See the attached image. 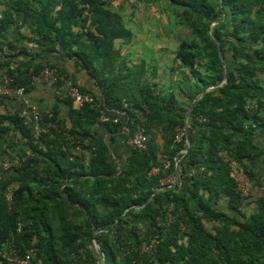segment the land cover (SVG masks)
Returning a JSON list of instances; mask_svg holds the SVG:
<instances>
[{
  "label": "trees",
  "instance_id": "obj_1",
  "mask_svg": "<svg viewBox=\"0 0 264 264\" xmlns=\"http://www.w3.org/2000/svg\"><path fill=\"white\" fill-rule=\"evenodd\" d=\"M153 1H164L189 31L174 50L170 72L176 78L159 90L146 80L145 63H118L116 41L129 43L134 35L113 11L114 0H0V69L11 85L29 89L31 76L49 65L71 79L40 56L57 51L76 59L103 95L73 108L69 129L56 111L44 113L40 125L47 132L38 141L18 113L10 117L29 154L3 177L0 264H7L10 249L21 260L29 257V264H264V179L252 167L264 162V0ZM24 28L30 35H21ZM23 41L38 46L34 60L42 58L27 67L20 58L28 54ZM220 49L229 76L222 86ZM177 91L187 94L181 102ZM125 102L146 115L152 141L149 151L132 149L119 166L93 128L106 108L121 109ZM194 104L189 145L186 134L180 141L176 135ZM5 119L0 132L8 133ZM125 123L102 124L116 133ZM231 161L257 186L255 200L254 191L249 197L239 191ZM177 162L181 185L154 194L172 185ZM145 244L150 252L140 251Z\"/></svg>",
  "mask_w": 264,
  "mask_h": 264
},
{
  "label": "crops",
  "instance_id": "obj_2",
  "mask_svg": "<svg viewBox=\"0 0 264 264\" xmlns=\"http://www.w3.org/2000/svg\"><path fill=\"white\" fill-rule=\"evenodd\" d=\"M113 6V5H112ZM113 11H115L113 9ZM28 31L30 30L28 28H24L21 30V35L28 34ZM18 35L12 36L11 38H8V40L16 38ZM20 37V36H19ZM19 40V38H18ZM133 39L129 43H125L124 45L132 44ZM25 45L28 48V54H22L20 58L23 59L24 67H27L30 64L37 63V61H40L43 59H48L52 61L54 64L59 65L60 68L65 70L67 74L71 76V79L73 80L74 84L79 88L81 92H86L91 95H95L97 97H100L102 95V89L98 87V83L93 76L90 75V73L83 69L81 66H78L76 63V59H70L67 57L62 56L57 51H52L50 53H41L40 56L42 58L37 57L35 60L32 58L31 53L33 48H37L38 46L33 43H29L26 41H23ZM151 49V47H145V54L143 55L136 54V51H134L133 54L131 52H127V55L121 56L119 48H117L118 52V60L121 58L120 62H125L126 65L129 67H133L136 64H138L140 61H142V57L149 56V54L146 53V50ZM153 51V50H152ZM7 54H11L6 50ZM173 54L174 59V51L171 52ZM0 55H2L0 53ZM170 53L166 54V61L165 63H161L163 59H165V56H160L159 58L157 55L153 54V60L151 62H148L147 59H144L147 64V74H145V78L148 82L152 81L153 83L157 85H163L165 87L169 86L171 84V81L166 79L165 75L170 72V66L169 60H170ZM146 58V57H145ZM140 60V61H139ZM156 62L154 64L153 62ZM120 62H118L120 64ZM124 64V63H123ZM121 65V64H120ZM15 67L14 65L12 66ZM155 70V73H154ZM161 71V72H159ZM7 74V70L4 68L0 69V77L3 76V74ZM171 73V72H170ZM172 79H175V74H171ZM1 80V78H0ZM150 80V81H149ZM76 82V83H75ZM168 88V87H167ZM83 92V93H84ZM165 94V93H164ZM103 96V95H102ZM181 102V100L179 101ZM28 106L36 107L40 112L44 113H52L53 111L57 112L59 120H61L62 125L65 129L71 128L72 125V110L74 107V104L71 102H67L66 100H62L59 97H57L55 88L51 85H48L44 82H38L37 84H31V87L27 89L26 93L18 100L15 99H4L0 102V117H5V121L3 123L4 126L10 127V117H12L15 114L22 113L23 110L27 109ZM98 107H100V104H98ZM130 107V108H129ZM129 108V109H128ZM130 110V111H127ZM107 114L110 119H113L114 117L118 116L121 120L130 122L132 125H136L139 123L141 118L143 117V113L141 110L136 109L134 107H131L130 104L127 102L124 103V107L119 109L117 105H114L111 108H106L102 114ZM100 123V122H99ZM128 124V123H125ZM122 124V128H123ZM122 128L118 129L116 133H111L109 130L105 127H103V124L96 123L93 130L95 133H97L96 138L99 140V142L105 146L107 145V148L113 153V156L115 157V160L117 161L118 165H122L128 162L129 157L132 154V149L125 144L124 136L122 135ZM190 128V126H189ZM11 129V127H10ZM17 130H10L7 132H0V189H2V182L3 177L7 170H5L6 163H15L18 161H23L27 158L29 151H27V147L25 145V140L23 141L20 139V134ZM151 137V135H150ZM158 139H162L161 142L159 140L157 141L158 148L162 150V147L165 143V140L163 139L162 135L158 136ZM19 140V141H18ZM152 141V140H151ZM184 149H182L179 154L183 152ZM75 153H79L80 149L78 146H76ZM162 152L159 151V155ZM20 158V159H19ZM22 159V160H21ZM177 159V158H176ZM178 161V160H177ZM179 162V161H178ZM177 162V164H178ZM264 164V162L258 161ZM166 164V163H165ZM176 164V167H177ZM258 164V163H257ZM255 164V166H257ZM255 166H252L255 168ZM154 171H158L157 168L154 169ZM153 171V172H154ZM255 172V171H254ZM164 183L170 184V179L166 177L163 179ZM179 186L181 185V182L178 183Z\"/></svg>",
  "mask_w": 264,
  "mask_h": 264
},
{
  "label": "rangeland",
  "instance_id": "obj_3",
  "mask_svg": "<svg viewBox=\"0 0 264 264\" xmlns=\"http://www.w3.org/2000/svg\"><path fill=\"white\" fill-rule=\"evenodd\" d=\"M136 1L137 0H114L112 8L122 17L124 25H126L134 35L132 44L124 45V41H116V49L119 48L120 55L123 57L127 55V52H131V54H133L134 51L138 54L137 56L140 54L143 55L142 53L145 52V47H151V49L146 50V53L149 54V56H145L146 58L142 57V61L139 60L140 62L137 64L138 66H142L145 63L144 66L147 68V64L144 59L151 62L153 60V54L157 55L158 58L160 56H165V59L161 61V63H165L167 62L166 54L169 53L171 56L169 60L170 66H175L176 62L174 61L173 54H171V52L178 48L181 40L189 36V31L177 23L179 20L177 21L175 16H172V13L170 12L171 8L167 6L164 1H140L141 3ZM144 55L146 54L144 53ZM122 57H120L118 62H120ZM153 63L156 64L155 61ZM165 77L169 82V80L171 81L172 75L169 72L168 74L166 73ZM180 78L182 77L179 76L177 80ZM131 80L136 81L135 77H133L125 83V85L130 83ZM181 82H183V85L186 84L184 80ZM191 82H194L192 77ZM196 85L198 86V89L202 88V83L199 82ZM159 86L160 85L157 86V90H159ZM185 95L187 94H182L177 91L176 99L180 100L181 97L186 98ZM164 97H169L166 91ZM158 140L159 142L162 141V139ZM257 163V166L254 168L256 177L264 179V164L261 162ZM247 183L249 184V181L246 179L241 188L244 193L247 194L246 197H249L252 191H254V195L252 194L253 196L251 200H255V194H257V192L259 193L258 188L253 184L248 186ZM149 247L150 246L145 244L140 248V251L143 253L150 252Z\"/></svg>",
  "mask_w": 264,
  "mask_h": 264
},
{
  "label": "built area",
  "instance_id": "obj_4",
  "mask_svg": "<svg viewBox=\"0 0 264 264\" xmlns=\"http://www.w3.org/2000/svg\"><path fill=\"white\" fill-rule=\"evenodd\" d=\"M0 78V102L4 99L18 100L26 93L27 87L11 85L10 77L6 73L3 74V76ZM38 82H44L48 85L53 86L55 88L57 97L62 100L72 101L75 109L77 110L82 109L86 105H92L96 103L93 95L81 92L71 79L59 73V71H57V69L51 65L45 66L41 70V72H39L38 74H33L31 76L30 84H37ZM20 117L23 118L26 124H30L32 126V136L36 141H38V138L42 137V134L44 132H47V129L41 127L40 125L44 120V114L40 112L36 107L28 106L27 109L22 111ZM145 117L146 115H143L134 129L132 128V124H124L121 132L124 136L125 144L128 145L131 149L140 152L149 151L150 149L151 137L147 132V126L144 121ZM202 119L203 118L200 117L199 120ZM109 120L110 118L106 113L101 114V116L98 118V121L101 123H106ZM119 120L120 118L118 116L113 118L114 123H118ZM177 133L178 134L176 135V140H182L184 135L187 133L186 127L177 128ZM14 164L16 166H19L21 165V161L17 160ZM12 165L13 164L11 163H6L5 170H8L10 167H12ZM165 167H170L169 161L166 162ZM230 169L231 177L234 178V180L238 183L239 191L241 192V194L246 197L247 194L244 193L241 187L243 186V183L246 181V179L247 181H249V184L247 183V185L251 186V180L235 161L230 162ZM6 196L9 201H11L12 189L10 187L7 188ZM4 256H6L7 264H29V257L21 260L17 257V253L13 249H10L7 253H5Z\"/></svg>",
  "mask_w": 264,
  "mask_h": 264
},
{
  "label": "water",
  "instance_id": "obj_5",
  "mask_svg": "<svg viewBox=\"0 0 264 264\" xmlns=\"http://www.w3.org/2000/svg\"><path fill=\"white\" fill-rule=\"evenodd\" d=\"M220 56H221V59H222V62H223V64H224V67H225V77H224V82L220 85V86H222L224 83H226L227 81H228V78H229V76H228V67H227V64H226V61H225V59H224V55H223V52L221 51V49H220ZM215 88L214 87H211V88H208V89H206L203 93H202V95H201V97H203L208 91H211V90H214ZM196 106V104H194L190 109H189V111L187 112V114H186V119H185V127H186V135H187V142H188V144L190 145V138H189V120H190V116H191V113H192V111H193V109H194V107ZM179 180H180V165L179 164H177V167H176V172H175V180H174V182L172 183V185L171 186H167V187H161V188H159V189H157L155 192H154V194L157 192V191H159V190H170V189H173L177 184H178V182H179ZM153 194V195H154Z\"/></svg>",
  "mask_w": 264,
  "mask_h": 264
}]
</instances>
